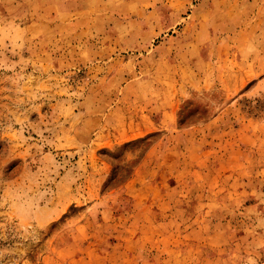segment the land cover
I'll use <instances>...</instances> for the list:
<instances>
[{
    "label": "rangeland",
    "instance_id": "374dc122",
    "mask_svg": "<svg viewBox=\"0 0 264 264\" xmlns=\"http://www.w3.org/2000/svg\"><path fill=\"white\" fill-rule=\"evenodd\" d=\"M0 264H264V0H0Z\"/></svg>",
    "mask_w": 264,
    "mask_h": 264
}]
</instances>
